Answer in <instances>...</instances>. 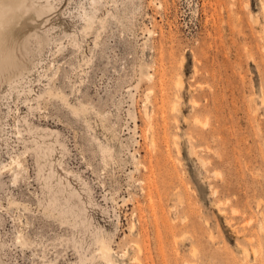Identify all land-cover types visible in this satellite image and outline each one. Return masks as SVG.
<instances>
[{
    "label": "rangeland",
    "instance_id": "374dc122",
    "mask_svg": "<svg viewBox=\"0 0 264 264\" xmlns=\"http://www.w3.org/2000/svg\"><path fill=\"white\" fill-rule=\"evenodd\" d=\"M263 9L0 0V264H264Z\"/></svg>",
    "mask_w": 264,
    "mask_h": 264
},
{
    "label": "bare ground",
    "instance_id": "6f19581e",
    "mask_svg": "<svg viewBox=\"0 0 264 264\" xmlns=\"http://www.w3.org/2000/svg\"><path fill=\"white\" fill-rule=\"evenodd\" d=\"M9 10H12V7L10 5L8 6V11ZM12 15H13L12 13H9V16L6 17V14L0 13V67H2L3 65L14 66V64L16 63L15 62V54H14L15 45H14V41H13L14 35H13V33L11 31V27H10V24L13 22ZM35 148L39 152H42L44 148H48L49 152L52 151V145L51 144L42 145V144L36 143ZM48 150H47V152H48ZM49 152H48V154H49ZM101 249L104 251H108L105 246L101 247ZM100 253H101V251H100ZM105 254H106V252H105ZM105 254H104V256H105Z\"/></svg>",
    "mask_w": 264,
    "mask_h": 264
}]
</instances>
